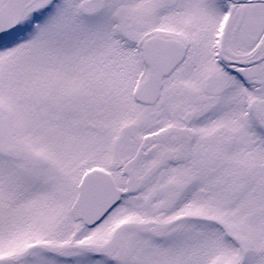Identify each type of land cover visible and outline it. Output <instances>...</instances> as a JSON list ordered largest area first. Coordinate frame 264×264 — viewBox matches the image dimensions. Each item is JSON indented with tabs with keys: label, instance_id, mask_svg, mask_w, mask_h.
Returning <instances> with one entry per match:
<instances>
[{
	"label": "snow or ice",
	"instance_id": "snow-or-ice-1",
	"mask_svg": "<svg viewBox=\"0 0 264 264\" xmlns=\"http://www.w3.org/2000/svg\"><path fill=\"white\" fill-rule=\"evenodd\" d=\"M0 264H264V0H0Z\"/></svg>",
	"mask_w": 264,
	"mask_h": 264
}]
</instances>
